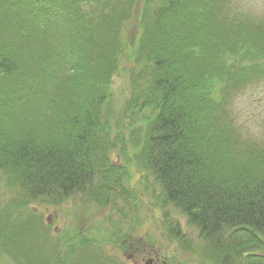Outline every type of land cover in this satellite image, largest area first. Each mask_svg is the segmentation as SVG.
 Returning <instances> with one entry per match:
<instances>
[{"label": "trees", "instance_id": "16d2710c", "mask_svg": "<svg viewBox=\"0 0 264 264\" xmlns=\"http://www.w3.org/2000/svg\"><path fill=\"white\" fill-rule=\"evenodd\" d=\"M140 1L133 23L135 0H0V182L12 193L0 228L20 239L40 203L128 199L115 151L198 230L207 264H264V145L230 110L264 85V21L227 16L225 0ZM121 72L131 92L112 127ZM67 239L66 256L28 252L27 264L100 263L86 237Z\"/></svg>", "mask_w": 264, "mask_h": 264}, {"label": "rangeland", "instance_id": "374dc122", "mask_svg": "<svg viewBox=\"0 0 264 264\" xmlns=\"http://www.w3.org/2000/svg\"><path fill=\"white\" fill-rule=\"evenodd\" d=\"M126 2V0H124ZM140 0H135L132 7L133 23L138 15ZM227 16L264 21V0H225ZM89 6L83 9L87 14ZM132 20V19H130ZM127 34H130V32ZM111 92L113 101L110 123L112 127L121 124L120 115L124 112L131 89L128 88L124 72L114 76ZM230 110L233 112L236 126L248 141L264 145V85L250 89L231 100ZM131 137V133H125ZM130 141L128 150L131 151ZM112 163L124 167L129 176L125 182L130 189L129 198L115 197L107 207H100L83 195H76L60 205L31 206L33 211L21 222L26 230L20 239L13 235L6 240V229L0 228V264H27L30 260L28 252L34 259L49 258L58 251L64 256L66 247H61L68 237L83 235L88 239L91 250L102 248L103 258L113 260V264H144L148 254L156 255L168 264H207L203 253L206 248L198 230L186 223V220L172 206L161 205V190L152 176L144 174L131 162L125 164L122 156L112 152ZM114 164V163H113ZM12 193L0 182V218L2 209L7 208ZM11 213V212H10ZM11 218L13 215L11 214ZM177 222L181 239H175L170 233V226ZM170 223V224H169ZM129 239L124 243L126 250H120V236ZM119 241L117 245L107 243ZM98 246H97V245ZM28 251H27V250ZM209 264H213L210 260Z\"/></svg>", "mask_w": 264, "mask_h": 264}, {"label": "flooded vegetation", "instance_id": "af4514ba", "mask_svg": "<svg viewBox=\"0 0 264 264\" xmlns=\"http://www.w3.org/2000/svg\"><path fill=\"white\" fill-rule=\"evenodd\" d=\"M86 240H88V239L86 238ZM67 244H68V242H67ZM77 253H78V251H77ZM96 253H97V257L100 258L99 264H102V257H103L102 248L97 247ZM64 256H66V255L64 254ZM144 264H168V263L165 260L161 259L160 257H157L156 255L148 254L146 261H144Z\"/></svg>", "mask_w": 264, "mask_h": 264}]
</instances>
